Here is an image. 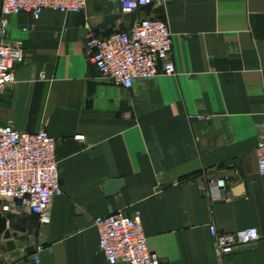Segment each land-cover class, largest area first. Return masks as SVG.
Masks as SVG:
<instances>
[{
    "label": "crops",
    "instance_id": "1",
    "mask_svg": "<svg viewBox=\"0 0 264 264\" xmlns=\"http://www.w3.org/2000/svg\"><path fill=\"white\" fill-rule=\"evenodd\" d=\"M148 18L169 24L176 73L132 89L103 80L89 37ZM9 38L22 43L23 61L0 95V125L57 140L63 190L48 225L20 208L3 215L21 252L42 247L41 264H109L93 222L124 212L140 213L161 264H219L212 226L257 228L260 240L226 264H264V0H154L127 15L120 0H87L78 14L10 17ZM210 179L227 180L218 203ZM111 182L124 184L108 194Z\"/></svg>",
    "mask_w": 264,
    "mask_h": 264
},
{
    "label": "built area",
    "instance_id": "2",
    "mask_svg": "<svg viewBox=\"0 0 264 264\" xmlns=\"http://www.w3.org/2000/svg\"><path fill=\"white\" fill-rule=\"evenodd\" d=\"M165 1V0H163ZM154 0H120L122 13L132 14L152 5ZM87 0H0V95L17 81L15 67L23 61L22 43L9 38V19L31 14L38 21L43 11L51 9L63 14L85 10ZM89 58L105 81L132 89L136 80L176 73L171 59L173 48L169 24L161 19H143L127 32H115L88 40ZM82 141L83 136L76 137ZM58 142L46 129L35 133L19 132L11 124L0 125V213L17 208L37 215L42 225L50 223V208L56 197L63 195L60 184ZM258 167L264 175V125L258 149ZM226 179H210L208 195L213 203L222 201ZM94 226L99 232V248L109 264H161L149 248L140 213L124 212L98 217ZM219 264L234 252L260 240L257 228L225 233L211 227ZM39 247L26 257L28 264H41Z\"/></svg>",
    "mask_w": 264,
    "mask_h": 264
},
{
    "label": "water",
    "instance_id": "3",
    "mask_svg": "<svg viewBox=\"0 0 264 264\" xmlns=\"http://www.w3.org/2000/svg\"><path fill=\"white\" fill-rule=\"evenodd\" d=\"M123 182H111L107 188L108 194L116 193L118 188L123 186ZM7 218L0 213V244L4 240L3 249H0V264H11L17 258H23L26 255L35 253L34 248H28L25 253L21 252L12 238H17L16 234H12L8 229ZM2 248V247H1ZM5 251L8 255L6 259L1 257V252Z\"/></svg>",
    "mask_w": 264,
    "mask_h": 264
}]
</instances>
